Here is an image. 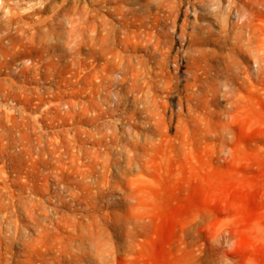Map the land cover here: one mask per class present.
<instances>
[{"label": "rangeland", "instance_id": "1", "mask_svg": "<svg viewBox=\"0 0 264 264\" xmlns=\"http://www.w3.org/2000/svg\"><path fill=\"white\" fill-rule=\"evenodd\" d=\"M0 264H264V0H0Z\"/></svg>", "mask_w": 264, "mask_h": 264}, {"label": "bare ground", "instance_id": "2", "mask_svg": "<svg viewBox=\"0 0 264 264\" xmlns=\"http://www.w3.org/2000/svg\"><path fill=\"white\" fill-rule=\"evenodd\" d=\"M52 5H53V4H52ZM46 6H47V5H46ZM46 6H44V7L42 6V7L45 8ZM53 6H54V5H53ZM50 8H52V7H49V9H50ZM49 9H47V10H49ZM41 10H42V9L39 8V11H40V12H41ZM37 11H38V9L36 10V12H37ZM71 11H72V10H71ZM43 12H45V11H43ZM26 15H27V14H26ZM28 16H29V15H28ZM28 16H27V18H28ZM31 16H32V15H31ZM32 17H33V16H32ZM59 24H60V22H59Z\"/></svg>", "mask_w": 264, "mask_h": 264}]
</instances>
